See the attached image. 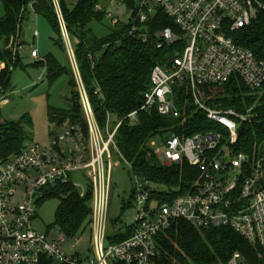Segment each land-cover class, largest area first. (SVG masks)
<instances>
[{
  "label": "built area",
  "instance_id": "obj_1",
  "mask_svg": "<svg viewBox=\"0 0 264 264\" xmlns=\"http://www.w3.org/2000/svg\"><path fill=\"white\" fill-rule=\"evenodd\" d=\"M52 1L63 37L75 58L59 0ZM130 1L134 4L129 8ZM111 3L130 10L129 34L144 43L149 41V23L160 12L165 14L178 34L171 28L156 33L157 48H170L174 56L166 64L154 67L141 109L119 122L113 131L110 117L105 131L99 127L81 81L79 91L89 134L86 136L79 124H67L64 134L52 139L49 145L27 143L19 154L0 165V264H42L44 259L55 264H157L161 254L159 235L176 221H184L198 230L229 227L260 248L264 262V149L252 159L235 149L240 126L252 124L255 116L251 111L239 113L222 105L208 106L198 94L201 86H223L232 80L242 82L254 93L264 94V60L237 46L231 37L256 20L259 12L264 11V0H111ZM96 10L103 12L99 6ZM113 23L117 25L120 21L114 18ZM21 50L18 44L13 51L15 56ZM31 58L38 60V52L33 51ZM185 85L191 92L193 105L207 115L216 130L188 137L173 133L161 147L156 140L150 147L161 165L186 163L198 171V177L187 193L162 200L157 197L160 190L155 184L134 176L137 215L134 224L127 228L131 234L120 242L110 240L113 153L126 162L115 143V135L125 120L136 122L140 112L157 110L163 117L179 119L182 113L175 88ZM9 101L7 91L0 88V112ZM82 171L88 174V186L93 192V256L85 258L77 251L81 243L78 236L68 240L59 232L53 239L52 233H41L33 225L45 192L59 183L71 182L70 175ZM69 241L75 244L67 254L63 245ZM241 262L237 253L230 264Z\"/></svg>",
  "mask_w": 264,
  "mask_h": 264
},
{
  "label": "trees",
  "instance_id": "obj_2",
  "mask_svg": "<svg viewBox=\"0 0 264 264\" xmlns=\"http://www.w3.org/2000/svg\"><path fill=\"white\" fill-rule=\"evenodd\" d=\"M99 2L79 0L71 7L62 1L60 8L71 44L77 42L73 49L80 79L97 123L105 131L109 117L115 119L117 125L141 109L152 70L173 58L172 49L157 48L155 34L166 28H171L175 34H178V30L173 21L160 12L155 21L149 23V41L146 43L139 37L130 36L129 23L99 39L89 27L92 22L101 21L105 16V12L96 10ZM3 3L5 16L0 20V40L3 43L0 49V88L7 91L12 76L11 48L18 39L19 27L29 6L58 35L56 44L62 49L66 47L52 0H5ZM133 4L130 1L129 8ZM231 37L237 46L249 50L257 59L264 60V11H260L249 26L232 33ZM99 54L102 55L97 58ZM37 66L46 67L51 83L64 75L70 78V105L63 110L50 109L51 123L57 126L79 124L87 136L89 127L79 83L73 71L63 67L54 56H49ZM198 94L201 101L211 107L222 105L239 113L251 111L255 116L254 122L240 126L235 149L251 159L264 149V94L254 93L235 80L223 86H201ZM175 96L182 113L179 119L163 117L157 110L140 112L136 122L125 120L115 135V143L130 165V173L155 184L160 190L157 197L162 200L187 193L196 181L198 171L186 163L161 165L150 147L151 142L156 139L164 141L173 133L188 137L216 130L207 115L193 105L191 92L186 85L177 86ZM26 141V132L21 123L0 124V165L19 154ZM52 198L59 200L56 225L68 240L76 238L86 226L91 227L93 192L90 185L82 196V192L72 182L59 183L45 192L39 205ZM130 234L131 231L127 230L125 234L109 239L120 242ZM158 245L161 254L157 264H230L237 253L242 257L241 264H264L260 248L251 245L229 227L198 230L184 221H176L168 231L159 235ZM42 264L55 263L44 259Z\"/></svg>",
  "mask_w": 264,
  "mask_h": 264
},
{
  "label": "rangeland",
  "instance_id": "obj_3",
  "mask_svg": "<svg viewBox=\"0 0 264 264\" xmlns=\"http://www.w3.org/2000/svg\"><path fill=\"white\" fill-rule=\"evenodd\" d=\"M4 1L0 0V20L5 16ZM62 1L73 7L79 0H59V3ZM99 7L105 12L104 18L101 21L92 22L89 26L97 38H104L114 29L129 22L131 12L125 5L111 3V0H100ZM114 18L119 19L120 24L118 26L114 25ZM19 29L18 39L11 48L13 62L10 71H12V76L10 88L7 90L10 101L1 109L0 124L21 123L26 132V144L47 146L52 139L63 135L66 130L68 123L64 126L51 123L49 110H63L69 107L70 78L64 75L51 83L46 67L37 66V64L45 61L49 56H54L63 67L73 71V76L76 77L78 83H81V79L76 60L66 41V48H60L56 44L59 41L58 35L44 18L33 12L30 6ZM35 32H37V36H35ZM76 43V41L72 42V47L75 48ZM18 44L22 46V50L18 51L15 56L13 51ZM2 48L3 43L0 40V49ZM33 51L38 52V60L31 58ZM101 55L99 54L97 58H100ZM16 64L18 65L16 66ZM115 126V119H112L110 130L112 131ZM156 141L161 147L163 141L161 139H156ZM112 164L113 191L109 218L110 239L125 234L127 228L134 224L137 215L133 199L134 176L130 173V168L126 162L115 153H113ZM70 181L82 193L88 189L89 178L85 171L71 174ZM58 206L59 200L56 198L43 201L38 207L37 216L33 222L34 227L41 233H52L53 239L59 233V228L56 225ZM92 238L90 226L83 228L78 235L81 243L77 251L84 258L93 256ZM74 242L69 241L63 245L67 254L71 252Z\"/></svg>",
  "mask_w": 264,
  "mask_h": 264
}]
</instances>
